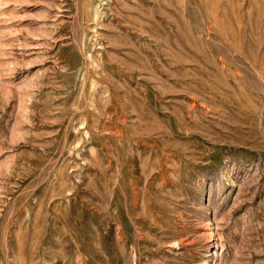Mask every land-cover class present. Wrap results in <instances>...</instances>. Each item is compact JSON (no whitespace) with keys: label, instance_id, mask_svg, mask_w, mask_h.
I'll use <instances>...</instances> for the list:
<instances>
[{"label":"rangeland","instance_id":"obj_1","mask_svg":"<svg viewBox=\"0 0 264 264\" xmlns=\"http://www.w3.org/2000/svg\"><path fill=\"white\" fill-rule=\"evenodd\" d=\"M0 264H264V0H0Z\"/></svg>","mask_w":264,"mask_h":264}]
</instances>
